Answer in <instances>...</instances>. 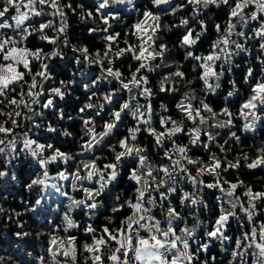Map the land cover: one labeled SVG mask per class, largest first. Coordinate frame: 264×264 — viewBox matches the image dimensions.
Returning <instances> with one entry per match:
<instances>
[{
    "label": "snow or ice",
    "instance_id": "6c2138e0",
    "mask_svg": "<svg viewBox=\"0 0 264 264\" xmlns=\"http://www.w3.org/2000/svg\"><path fill=\"white\" fill-rule=\"evenodd\" d=\"M21 166L0 264H264V0H0V200Z\"/></svg>",
    "mask_w": 264,
    "mask_h": 264
},
{
    "label": "trees",
    "instance_id": "16d2710c",
    "mask_svg": "<svg viewBox=\"0 0 264 264\" xmlns=\"http://www.w3.org/2000/svg\"><path fill=\"white\" fill-rule=\"evenodd\" d=\"M223 15L221 16V19H223ZM69 35L73 40V43L77 41V38H80L81 40L87 33L82 32V29L84 28L83 24H80L77 22V20L74 17H70L69 19ZM85 43H88V41H84ZM92 44H99V40H92ZM70 55V51H69ZM69 69H72L73 66L69 65ZM67 77H71V71L67 73ZM65 75H60L57 77V82L60 79H65ZM79 79V77H78ZM82 90L77 89L75 92L72 93V97L68 98L67 103L71 105L73 103V100L76 96H80L81 100L84 99V97L81 94ZM70 113L75 115L74 112H72V108L69 107L67 109ZM72 131L76 133L78 131V126L77 128H73ZM233 153L232 155H234ZM231 158V157H230ZM28 172L29 169L26 166H21L19 169H17V175H18V180L16 182H13L12 186V193L13 195L9 196L6 201L0 200V206L5 208L6 211H11L12 209H15V211H20L24 212V204L22 203L23 201H34L36 198H38L37 193H29L26 188H24L22 185L23 183L27 180L28 178ZM259 175L264 176V173H260ZM246 182L250 183H257V178L256 177H248ZM30 214H25L23 216V219L26 220L29 224L32 223V220L29 219ZM14 225H7L5 223V217L0 215V254H3V249H7L10 253L13 255H16L17 253L20 254V256L24 259H27V251H34L38 252L40 248L43 246V240L45 237H41L40 240H37L35 237V231L33 230V235L30 238H26L28 241L27 244L24 242H18L16 241L15 237L11 235L12 228ZM17 244H19V248L17 247ZM23 250V251H21ZM215 253L219 252V247L217 246L214 249Z\"/></svg>",
    "mask_w": 264,
    "mask_h": 264
},
{
    "label": "built area",
    "instance_id": "2783aa9c",
    "mask_svg": "<svg viewBox=\"0 0 264 264\" xmlns=\"http://www.w3.org/2000/svg\"><path fill=\"white\" fill-rule=\"evenodd\" d=\"M69 17H72L71 14H69ZM70 19V18H69ZM69 31V30H68Z\"/></svg>",
    "mask_w": 264,
    "mask_h": 264
}]
</instances>
